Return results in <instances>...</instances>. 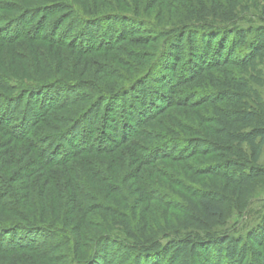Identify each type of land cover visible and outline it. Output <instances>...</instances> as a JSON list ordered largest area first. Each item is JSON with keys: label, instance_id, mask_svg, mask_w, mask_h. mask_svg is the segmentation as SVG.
<instances>
[{"label": "trees", "instance_id": "obj_1", "mask_svg": "<svg viewBox=\"0 0 264 264\" xmlns=\"http://www.w3.org/2000/svg\"><path fill=\"white\" fill-rule=\"evenodd\" d=\"M140 7L139 0H0V45L10 56L0 60V264H112V256L117 264H229L227 255L232 264H264V198L246 237L224 230L234 210H250L246 184L264 182L257 69L264 0L255 13L242 0H199L198 20L167 28ZM102 52L117 63L95 59ZM172 108L195 117H172L159 159L201 160L198 185H184L182 201L167 203L177 216L155 227L97 199L87 206L72 165L81 164L108 199L119 190L114 175L89 157L113 154L136 136L151 141L146 127ZM52 121L61 126L56 134L38 132ZM137 160L131 179L140 181L145 163ZM50 169L66 179L56 210L45 198ZM36 177L41 206L33 198ZM95 213L120 223L88 239L85 222Z\"/></svg>", "mask_w": 264, "mask_h": 264}, {"label": "rangeland", "instance_id": "obj_2", "mask_svg": "<svg viewBox=\"0 0 264 264\" xmlns=\"http://www.w3.org/2000/svg\"><path fill=\"white\" fill-rule=\"evenodd\" d=\"M137 1L138 0H129L132 5L137 3ZM153 1L154 0H139L141 5L140 14L141 16H146L150 20L158 21L161 27L167 28L169 24L183 19H188L193 22H195L194 20H198L196 18V6L199 0H158L154 7H149ZM257 1L258 0H242V4L249 6L250 10L255 13ZM2 13L6 12L0 11L1 15ZM60 15L64 17L66 14L60 13ZM67 21L68 20H65L64 23ZM253 21L257 20L254 19ZM242 24L247 25V20H244ZM47 31L48 28H46L45 32ZM159 43H161V41H159ZM42 47L44 54H47V46ZM141 48L147 47L142 46ZM94 57L102 62L108 60L109 62L113 61L112 63H117L113 60L112 55L106 56L103 52L101 54H96ZM4 58H10L8 48L7 46L0 45V60ZM119 67L121 70H126V68L121 65ZM257 69L259 75L264 78V62H259ZM84 77L88 78L89 76ZM260 92L264 99V86L260 89ZM61 114L63 113L58 112L53 115L55 116L54 118L57 117L59 119ZM173 116L180 117L187 123H191L193 122L195 113L187 114L172 108L168 111V114L157 117L153 123L146 127L149 131L147 136L151 137V141H145L136 136L133 139V143L123 146L113 154L103 156L91 155L89 157V159H93L96 163L98 162L108 175H114L113 177L119 190L108 199H106V194L104 192L98 193L99 190L90 184L85 175V169L81 164L76 163L72 165V173L75 182L81 194L86 198L85 201L87 206H92L93 203L96 202L95 199H97L99 202L108 203V205L115 206L117 210L126 213L128 215V221L133 220L134 223H137L138 221L148 220L155 227L163 225L165 221H169L177 216V210L168 211L169 208L167 207V203L174 198L175 200L182 201L183 197L186 195L184 185L186 186L188 184L191 187L198 185L196 181L200 178L194 177V168L201 166V160H199L200 156L184 160L159 159V153L162 151L159 149L160 141L163 142L164 139L170 137L169 134L172 133L171 129L175 127V123L172 119ZM59 125L60 123L56 121L48 122L46 125H41L38 132L46 133L47 135L56 134L57 130L61 127ZM95 133L96 135L99 134L97 130H95ZM138 156H140L141 162L143 161V163H145L140 174V181L139 179H131L136 168L141 166L140 160H137ZM262 163L264 164V155ZM49 171L51 186L46 191L45 198L47 199L48 207L56 210L59 205H63L67 194L65 185L66 179L64 178L63 172L59 169H50ZM128 179L130 181H128ZM42 185L43 183L38 177L34 178L33 198L38 206H41L42 201ZM96 193L98 194L97 196ZM143 193H146V195L147 193L148 195L153 194L154 197L158 199L154 200L151 204L147 201L140 202L139 198ZM245 197L250 202V210L244 213H239L237 210H234L230 214L224 228V230H229L232 234L235 233L237 236H242L243 238L246 237L248 228L254 226L259 218L258 212L263 207L264 182H251L246 184ZM137 205H139V207H137ZM172 206L176 207L174 204H172ZM90 217L89 221L85 222L88 239L95 238L96 236L93 235L94 232L97 230L102 231L104 226L110 224L114 227H118L120 223L119 216L116 218L109 217L108 222L103 213H95L90 215ZM226 257L228 259L227 263L232 264V262H230L232 260H229L230 255ZM112 259V264H117L120 261L113 256ZM225 261L227 260H224L223 264H226Z\"/></svg>", "mask_w": 264, "mask_h": 264}]
</instances>
